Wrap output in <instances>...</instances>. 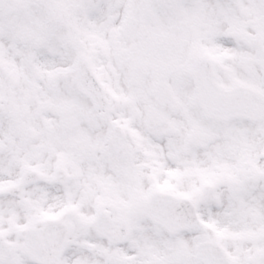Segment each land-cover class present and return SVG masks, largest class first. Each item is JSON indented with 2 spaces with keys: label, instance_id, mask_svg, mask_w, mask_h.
<instances>
[{
  "label": "snow or ice",
  "instance_id": "6c2138e0",
  "mask_svg": "<svg viewBox=\"0 0 264 264\" xmlns=\"http://www.w3.org/2000/svg\"><path fill=\"white\" fill-rule=\"evenodd\" d=\"M0 264H264V0H0Z\"/></svg>",
  "mask_w": 264,
  "mask_h": 264
}]
</instances>
